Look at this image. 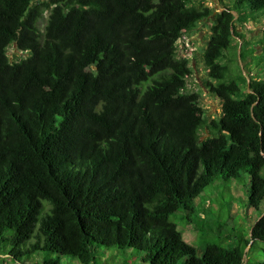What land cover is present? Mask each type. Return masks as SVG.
<instances>
[{
	"label": "trees",
	"instance_id": "trees-1",
	"mask_svg": "<svg viewBox=\"0 0 264 264\" xmlns=\"http://www.w3.org/2000/svg\"><path fill=\"white\" fill-rule=\"evenodd\" d=\"M236 1L215 15L192 0H0L1 252L20 264H96L101 246L147 264H250L264 245V79L237 76L235 36L264 0ZM211 17L202 60L222 116L206 121L177 42ZM11 46L27 58L12 61ZM244 176L261 218L198 256L175 216L191 223L216 179Z\"/></svg>",
	"mask_w": 264,
	"mask_h": 264
},
{
	"label": "rangeland",
	"instance_id": "rangeland-1",
	"mask_svg": "<svg viewBox=\"0 0 264 264\" xmlns=\"http://www.w3.org/2000/svg\"><path fill=\"white\" fill-rule=\"evenodd\" d=\"M37 3H47L49 0H36ZM196 6H205L215 10V15L225 7H234L236 0H192ZM235 20L238 13L233 11ZM214 15V16H215ZM48 17L45 12L40 28H43ZM214 17L199 22L196 27L183 34L177 42L178 56L187 58L192 68V74L187 79L186 94H198L200 107L206 121L219 119L222 116V101L213 96L206 88L209 80L208 73L202 60V55L208 45ZM235 36L237 52L240 54L243 45V57L239 56L237 76L239 78L264 79V12L249 15L246 22H236ZM242 37V38H241ZM236 44V43H235ZM12 61L19 62L27 58V54L18 51L15 46L8 49ZM243 89H246L244 86ZM200 135L205 139L209 130L204 127ZM249 179L244 176L240 180L226 182L216 179L215 183L205 189L204 193L193 200L191 206L194 213L190 216L192 222L188 223L186 213H178L174 220L178 224L186 242L194 246L198 256L202 255L208 243L228 246L226 239L233 230L241 231L249 238L254 223L260 217L261 210L257 211L248 204ZM230 215V216H229ZM218 216V217H217ZM230 217V219H228ZM226 219L228 220L226 222ZM234 222L237 224L235 227ZM211 231V232H208ZM0 250V264H20L9 258ZM248 251V250H247ZM38 257L39 256H35ZM25 259V264H37L38 258ZM96 264H147L142 260V255L136 250H122L116 247H97ZM259 259H264V245L256 248L249 254L250 264H256ZM246 260V259H245ZM22 263V264H24ZM61 264H78L70 257H62Z\"/></svg>",
	"mask_w": 264,
	"mask_h": 264
}]
</instances>
